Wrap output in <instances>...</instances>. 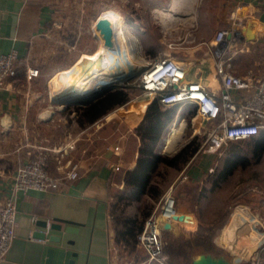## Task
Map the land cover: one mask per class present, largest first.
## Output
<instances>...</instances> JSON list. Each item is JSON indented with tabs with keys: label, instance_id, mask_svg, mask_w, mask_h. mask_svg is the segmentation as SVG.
I'll return each mask as SVG.
<instances>
[{
	"label": "crops",
	"instance_id": "0c3cea01",
	"mask_svg": "<svg viewBox=\"0 0 264 264\" xmlns=\"http://www.w3.org/2000/svg\"><path fill=\"white\" fill-rule=\"evenodd\" d=\"M123 1L0 0V53L16 47L20 59L16 75L0 89V204L13 186L18 164L29 159L37 146L39 152L43 147L47 149L75 140L70 156L79 163V176L63 180L59 189L18 192L16 236L0 264H58L60 249L66 251L62 264L114 262L110 202L116 192L124 188L126 171L137 162L142 140L136 126L153 99L143 93V98L128 96L124 104L98 115L94 121H85V116L80 115V106L95 97L85 104L64 105L53 101L55 95L74 87L70 83L80 81L82 65L84 68L100 50L103 53L106 49L102 42L107 38L95 29L104 5L123 16L128 47L139 55L133 61L135 65L144 66L158 55L173 54L185 66L189 79L199 80L219 93L223 85L216 72L214 35L218 28L230 27L239 29L241 36L227 47L226 66L242 76L258 77L264 73V0H199L190 27L182 31L179 41L168 42L169 50L156 44L150 34L145 35L148 29L139 25L135 14L127 13ZM125 1L124 4L134 5L140 0ZM143 1L149 4L148 0ZM86 2L87 5L94 2L101 7L100 12L95 17L90 14L85 17L83 13L73 16L70 11ZM150 3L158 5L155 0ZM90 20L96 40L92 47H89V38H85L89 29L83 24ZM163 20L169 24L165 18ZM247 31L250 38L245 36ZM26 64L39 68V75L30 82L25 79ZM64 71L69 78L61 84L55 75ZM231 93L239 98L244 91L231 90ZM69 118L71 127L66 126ZM104 118L107 119L99 123ZM195 118L198 116L193 104L178 105L172 126L177 122L183 125L184 121L186 125L191 119L194 129L188 137L190 140L197 133ZM200 124L206 129L205 123ZM60 127L64 135L63 132L58 134ZM79 136L83 138L82 143L78 141ZM165 140L159 146L162 153L171 154L182 147L165 150ZM221 148L209 151L207 146H199L181 167L185 179L202 182L212 174L220 163ZM56 160V154L50 151L49 168L54 174H58ZM116 165L120 169L116 170ZM163 166L171 167L161 163L159 169ZM55 218L78 224L72 225L76 227L74 230L65 231L69 224L65 222L62 230L50 228L46 233L41 220L51 222ZM50 236L54 239L60 236V241L51 240ZM50 248L54 251L49 257Z\"/></svg>",
	"mask_w": 264,
	"mask_h": 264
},
{
	"label": "rangeland",
	"instance_id": "374dc122",
	"mask_svg": "<svg viewBox=\"0 0 264 264\" xmlns=\"http://www.w3.org/2000/svg\"><path fill=\"white\" fill-rule=\"evenodd\" d=\"M111 1L107 0L108 3ZM152 1L148 0V5L143 0H140L138 4L129 5V3L124 4L126 2L124 0L123 8L127 13L130 14L131 12V14H135L139 18V25H142L149 31L145 34L146 36L150 34L156 44H161L168 48L166 50H169L171 47L168 46V42L179 41L182 31L190 27L195 18L199 0H196L194 3V8L191 9L192 12L189 9L185 14L186 11L182 12L181 10L179 12L181 15L176 14L178 20L171 21L169 24H165L162 16H160L156 9L169 11L173 7L174 0H155L158 5H150ZM119 2L121 3L122 1ZM106 6L104 5L101 11ZM110 7L109 5L107 6L108 9ZM100 8L98 5L95 6L94 2H88V5L86 2L80 8L77 7V9H73L70 12L73 13V16L83 13L85 17L86 14L95 17L100 12ZM181 16L183 18L185 16L186 19L180 20ZM92 23L93 21L91 20L89 23H83L85 26L87 24V28L89 29L85 36V38H89V47H92L96 41L94 40ZM136 31L140 32L138 28ZM101 35L107 38L106 44L114 45L115 39L114 37L112 39V33L109 29H104ZM99 55L103 56L101 50L95 55V58L93 57L94 60L96 59L95 62L102 60V57L100 58ZM134 57L138 59L139 55L134 54ZM142 61L145 63V60ZM131 64V70L141 67V65ZM86 68L87 66L82 68V70L85 71ZM118 72L119 77L117 79L127 74L124 73V70H118ZM135 79L136 77H132L129 80L117 81L114 87L120 88V86H123L130 98L132 96L135 97L134 95L143 98L145 96L141 90L134 86ZM132 104L129 105V108ZM106 119L104 118L99 123ZM56 120L62 122V119ZM197 121L195 126L199 125V122L201 123V119L198 117ZM66 122V126L71 127L72 121L70 118ZM183 125H185V121ZM72 126L75 129L77 128L74 124ZM199 127L196 133V143L199 146H206L207 132L205 126L203 127L202 124ZM193 129L194 126H192L191 119H188L183 132L180 134L179 139L176 140L174 146L184 145ZM63 131L64 129L60 127L58 134ZM62 134L64 135V132ZM255 136L257 135L253 137ZM251 138L226 143L221 148L222 153L219 158V165L202 182L184 179L182 168L163 166L154 176L155 183L162 189L159 195H144L140 200L127 203L124 199H119L116 196L119 191L116 192L110 202V223L114 231L112 246L113 264H163L155 260H149L147 253L138 240L130 239L126 241L120 238L118 228H120L119 220L123 216L132 214L141 215L143 212L149 210L150 214L153 213L158 209L164 192L171 186L174 189L179 213L191 215L194 222L174 220L170 222V226L166 225L163 229L162 237L165 241V251L168 254L165 264H194V259L202 253L224 257L230 261V264H249V256L258 245L263 234L257 228L259 226L258 220L259 218L262 220L264 217V151L261 157L258 158L252 152L254 141ZM78 141L80 143L83 142L82 136H79ZM62 145L64 144H58V146ZM233 149H236L242 156H249L250 159L247 160L248 162L245 165H237L233 173L225 180L220 181L215 188H211L217 170L223 165L222 160ZM250 211L254 215H257V218L254 219ZM261 264L264 263L261 262Z\"/></svg>",
	"mask_w": 264,
	"mask_h": 264
},
{
	"label": "built area",
	"instance_id": "2783aa9c",
	"mask_svg": "<svg viewBox=\"0 0 264 264\" xmlns=\"http://www.w3.org/2000/svg\"><path fill=\"white\" fill-rule=\"evenodd\" d=\"M104 9L97 17L99 23H101V14ZM240 36L239 29L230 27H220L215 32L213 49L216 58L215 66L223 85V90L219 93L210 90L199 80L189 79L185 66L175 55L169 53L158 55L149 61L135 79V87L150 98H156L163 106L193 104L196 116L206 124V146L209 151H217L230 141L249 139L264 129V73L258 77L242 76L226 66V49L230 43H236ZM122 47L123 45L115 41L112 49L121 54ZM127 48L122 61L124 67L121 68L125 74L131 72L127 66L135 59L134 52L131 48ZM19 60L16 47L0 53V89L16 75ZM25 74L26 81L30 82L32 78L39 75V68L26 64ZM117 81H120L117 77L108 81L98 80L93 88H100L106 83ZM231 90H243L244 93L239 98H235ZM75 146V140L62 146L47 149L41 147L42 150L39 152L37 146V151L31 154L29 159L18 164L13 186L0 204V263L16 236L18 192L29 189H59L63 180L77 178L79 163L70 156ZM118 148L119 146L116 145L115 149ZM45 150L56 154L55 167L58 174L50 170L49 153ZM115 169H120V166L116 165ZM183 178H186L185 174ZM177 211L176 197L171 186L164 192L158 209L146 218L144 227L138 234V241L149 260L165 264L168 259L162 231L167 222L176 220ZM258 224L257 228L264 233V217L262 220L259 218ZM50 225L49 221L45 229L46 233ZM263 256L264 244H258L251 255L249 264H261Z\"/></svg>",
	"mask_w": 264,
	"mask_h": 264
},
{
	"label": "trees",
	"instance_id": "16d2710c",
	"mask_svg": "<svg viewBox=\"0 0 264 264\" xmlns=\"http://www.w3.org/2000/svg\"><path fill=\"white\" fill-rule=\"evenodd\" d=\"M127 100L128 93L123 86L108 88L87 105L80 106L82 108L80 115L85 116V121H94L98 115L108 112L117 105L124 104ZM68 107L69 105L66 106V108ZM177 109L178 105L163 106L156 98L149 103L144 118L136 126V131L142 140L139 156L135 166L125 173L124 188L116 194L119 199L132 203L140 200L144 195H159L162 189L155 183L154 176L159 171L160 164L181 168L198 149L199 144L196 143L197 136L195 135L172 154L159 151V146L164 143L165 137L173 125ZM251 139L254 141L252 152L259 158L264 151V130ZM230 151L224 158L221 168L217 170L211 188H215L220 181L225 180L233 173L237 165H245L250 159L249 156H242L236 149ZM149 214L150 210L141 215L123 216L119 220L120 238L126 241L138 240V234L143 229Z\"/></svg>",
	"mask_w": 264,
	"mask_h": 264
},
{
	"label": "bare ground",
	"instance_id": "6f19581e",
	"mask_svg": "<svg viewBox=\"0 0 264 264\" xmlns=\"http://www.w3.org/2000/svg\"><path fill=\"white\" fill-rule=\"evenodd\" d=\"M195 2H196V0H174L173 7H172V9H170L171 11L170 10L164 11V10H160V9H156V10L160 14V16L165 18L166 23H169L171 21L178 20V16L176 14H179V12L181 10H182V12L186 11L185 14L187 13V10L190 9V11H191V9L194 8L193 6H194ZM179 15H181V14H179ZM185 16H184V18H185ZM184 18L182 17L180 20H182ZM188 18H189V16H188ZM124 23L125 22H124L123 16L118 11L111 9V8L104 9V11L101 14V23L96 22L95 29L100 34L103 33L104 29H106V28L109 29L112 33V35H111L112 39L114 37V39H115L114 41H117L121 45H123V47L120 51L121 54L116 53L114 51V49H112L113 46L110 44H106V42L103 38L102 45L105 46L106 49L103 52L101 62L97 63L94 60H91L89 63H87V65H86L87 68L85 69V71L82 70L83 65L81 66V69H80L81 79H80V81H78L77 83H70L76 89H78L80 91H86V90L93 88L95 86V83L98 80L108 81L110 79H114L116 77V73L118 72V70H121V68L124 67V63H122L123 55L126 54V51L128 49L127 48L128 47V45H127L128 37H127V34L125 32ZM91 54H94V53H91ZM127 69L131 70L132 64L127 66ZM67 71H69V70H67ZM131 71H133V70H131ZM65 72L66 71H64V73L61 72V73L55 75V76H57L58 80H60L61 84L63 83L64 80L68 81L69 75H68V73H65ZM197 122H198L197 118H195V124H197ZM199 125L201 126L200 122H199ZM199 125H197V127L195 126L197 130L200 128ZM182 132H183V125L181 122L172 126V128L169 130L168 134L166 135V140H165V145H164L165 150H170L174 146L176 140L179 138V136ZM252 215L254 216V219L257 218V215H254L253 213H252ZM185 220L187 222H194L193 217L189 214H185L184 221ZM166 225L170 226V222H167ZM258 244H264V234H262L261 240L258 242Z\"/></svg>",
	"mask_w": 264,
	"mask_h": 264
},
{
	"label": "water",
	"instance_id": "95a60500",
	"mask_svg": "<svg viewBox=\"0 0 264 264\" xmlns=\"http://www.w3.org/2000/svg\"><path fill=\"white\" fill-rule=\"evenodd\" d=\"M263 18H264V14H263ZM104 22V21H103ZM246 38H250L251 35L250 33L247 31L245 34ZM144 69V66H141L138 69H135L133 71H131L129 74H127L124 77H120L118 78L119 80H129L132 77H137L140 72ZM116 77H119L118 75ZM117 83L116 82H109L106 83L104 86L100 87V88H92L90 90H86V91H80L78 89H76L75 87L70 88L64 92H61L57 95H55V97L53 98V101L55 103H62L64 105L69 104V103H87L89 100H91L92 98L98 96L99 94H101L102 92H104L106 89L108 88H113ZM175 219L178 220H184L185 219V215L184 214H178L175 216ZM69 223L67 226H65V231H69V230H74V228H76L75 226H72L73 224H78L72 220H68V219H63V218H55L53 219V221H51V225L50 228H54V229H59L62 230L64 228L63 223ZM41 225L44 227L48 226V221L47 220H41ZM42 235L45 236V232H42ZM51 240H56V241H60V236H57V238H53V237H49ZM54 251V248H50L49 249V257L52 255ZM66 251L65 249H60L58 252V264H62V261L65 257ZM194 264H230V261L224 257H216L210 253H202L200 254L197 258L194 259Z\"/></svg>",
	"mask_w": 264,
	"mask_h": 264
}]
</instances>
